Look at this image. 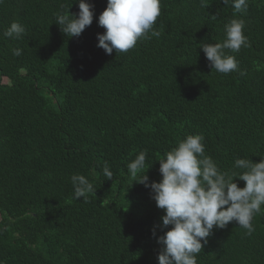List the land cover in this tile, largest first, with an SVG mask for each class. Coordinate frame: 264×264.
<instances>
[{
  "label": "trees",
  "instance_id": "1",
  "mask_svg": "<svg viewBox=\"0 0 264 264\" xmlns=\"http://www.w3.org/2000/svg\"><path fill=\"white\" fill-rule=\"evenodd\" d=\"M89 2L79 37L55 23L78 13L75 0L0 3V264H158L164 212L127 164L145 151L159 181L158 159L190 134L229 174L236 158L264 156V0L235 17L223 0H161L160 37L111 55L97 46L107 0ZM233 18L251 46L225 51L244 75L212 70L200 49L222 42ZM14 21L23 39L3 37ZM73 174L93 183L87 202L73 199ZM252 224L251 235L234 221L214 228L197 264H264V212Z\"/></svg>",
  "mask_w": 264,
  "mask_h": 264
},
{
  "label": "clouds",
  "instance_id": "2",
  "mask_svg": "<svg viewBox=\"0 0 264 264\" xmlns=\"http://www.w3.org/2000/svg\"><path fill=\"white\" fill-rule=\"evenodd\" d=\"M78 13H55V23L68 37H79L94 17V5L89 0H75ZM161 0H107L106 8L100 13L97 23L105 29L97 34V46L106 54L113 51L127 53L138 40L159 38L161 33L154 28L161 15ZM3 3V0H0ZM231 3L233 16L247 11L248 0H223ZM245 21L233 18L224 25L225 38L222 42L202 43L200 49L205 54L210 68L222 74L240 71L232 53L241 47H250L244 35ZM26 33L19 22H12L2 33L3 37L20 40ZM14 56H20L22 49H12ZM241 75L245 73L240 71ZM204 137L190 134L158 159L159 181L149 182L146 168V152L140 151L127 164L132 182L150 188L151 198L162 209V227L167 228L157 238L162 246L158 264H197V255L203 251L207 238L214 228L224 229L230 222H236L251 235L256 214L264 212V156L259 162L249 158H236L231 174L219 169L212 157L205 154ZM149 168V167H148ZM147 168V169H148ZM103 175L112 180L113 173L107 162ZM237 178L244 181L238 186ZM73 199L88 201L95 192L93 183L85 175L73 174L70 178ZM171 226V227H169ZM153 235H156L153 229Z\"/></svg>",
  "mask_w": 264,
  "mask_h": 264
},
{
  "label": "rangeland",
  "instance_id": "3",
  "mask_svg": "<svg viewBox=\"0 0 264 264\" xmlns=\"http://www.w3.org/2000/svg\"><path fill=\"white\" fill-rule=\"evenodd\" d=\"M6 81H7L6 79H4V78L2 79V82H3V83H5Z\"/></svg>",
  "mask_w": 264,
  "mask_h": 264
}]
</instances>
